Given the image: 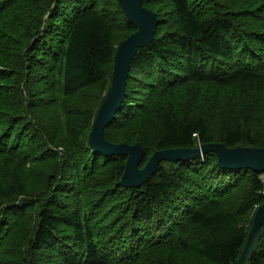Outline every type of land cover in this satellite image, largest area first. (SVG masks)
Wrapping results in <instances>:
<instances>
[{"label": "trees", "instance_id": "1", "mask_svg": "<svg viewBox=\"0 0 264 264\" xmlns=\"http://www.w3.org/2000/svg\"><path fill=\"white\" fill-rule=\"evenodd\" d=\"M166 1L173 9L172 16L178 29L168 32L170 22L155 12L159 18L155 41L140 49L134 59L125 102L106 128L105 138L115 144H141L145 151L144 166L155 152L165 149L197 148L209 143H223L229 148H264V126L259 118L226 119L220 124L215 138L210 134L205 118L179 119L174 113L165 112L158 122L160 136L152 153L149 140L134 134L135 126L148 116L150 104L162 99L169 88L212 84L223 88L233 86L246 95L264 94V49L258 51L253 45H242L241 49V45L236 44L233 36L236 18L233 15L220 13L201 19L192 0ZM150 2L144 0V6L149 10ZM100 6L98 0H53L52 5L48 0L40 7V12L41 19L47 18L49 23L40 30L34 29L37 37L28 45L30 56L37 52L43 56L40 59L55 60L60 95L80 99L79 95L86 92L84 103L69 122L74 133L87 132L88 136L111 85L118 46L137 31L117 0L118 13L127 28L122 41L116 45L112 23ZM261 9L264 13V0ZM259 19L264 21V15ZM22 23L20 19L19 24ZM19 24L9 21L6 32L19 29ZM262 28L264 30V24ZM256 40L264 46V31ZM31 67L32 62L28 68ZM144 74L149 77L141 79ZM38 94L33 92V96ZM119 128L123 132L121 136L129 142L112 138L110 131ZM107 136H111V140ZM8 138L9 132L0 135V161L9 169L0 182V199L15 202L18 197L26 196L28 175L24 162L13 156L17 146H9ZM86 152L91 160L107 161L108 165L111 160L127 161L124 156L95 152L89 137ZM79 154L69 152L58 158V153H54L55 170L49 180L55 191L39 207L33 233L27 227L28 214L34 206L22 209L21 205L16 215L5 221L21 240L30 241L32 250H51L60 264H143L146 257L153 259L159 250L170 251L172 247L181 248L197 261L238 264L252 228L255 208L264 204V173L222 169L216 155L208 154L185 162H162L149 181L140 188L130 189L119 185L126 161L123 165H114L113 171L120 177L114 190L125 194L130 191V210L136 221L135 233L128 236L127 245L119 239H103L92 223L94 211L88 206L87 191L80 184ZM163 164H169V168L165 170ZM69 168L77 170L73 179L67 177ZM238 188L245 189L246 193L239 208L233 211L229 197ZM250 212L254 215L249 226H239L240 218ZM191 225L206 233L200 244L192 245L180 235ZM62 227L68 235L59 231ZM1 248L2 245L0 253ZM166 256L168 262L160 261L159 264H178L176 254L167 253ZM249 264H264V222L261 241Z\"/></svg>", "mask_w": 264, "mask_h": 264}, {"label": "rangeland", "instance_id": "2", "mask_svg": "<svg viewBox=\"0 0 264 264\" xmlns=\"http://www.w3.org/2000/svg\"><path fill=\"white\" fill-rule=\"evenodd\" d=\"M47 1L0 0V135L9 132V146H17L13 156L24 162L28 175L25 197H18L15 202L0 199V264H60L53 251L35 252L31 249L30 241L21 240L12 226L5 224V221L16 215L21 205L22 209L34 206V210L28 214L27 230L31 233L35 231L38 209L41 204L47 202L48 195H53L55 191L49 179L54 174L56 152L58 158H62L64 153H80L77 157L81 171L80 184H83V190L87 191L88 206L94 211L92 223L103 235L101 237L105 240L119 239L127 243L128 236L135 233L136 221L130 210V191L125 194L114 190L120 179L113 171L114 165H123L126 160H111L109 165L107 161L91 160L90 154L86 152L88 133H74L69 122L84 103L86 92L79 95L80 99L60 95V83L54 70L55 60L40 59L43 56L37 52L30 56L28 51L29 41L37 37V30L34 29L40 30L49 23L47 18L41 19L40 12V7ZM50 1L52 5L53 0ZM98 1L100 9L112 23L115 43L118 45L127 26L118 13L117 0ZM150 1L149 8L170 22L168 32H175L178 26L172 16L173 9L170 4L166 0ZM14 2L19 4L14 5ZM67 4L70 2L67 1ZM192 5L196 7L201 19H208L220 13L233 15L236 18V28L233 32L236 44L241 45V49L242 45H253L258 51L264 49L256 40L257 35L264 31V21L259 19L264 15L262 9L260 10L262 0H192ZM21 7L27 10H19ZM20 19L22 25L19 24ZM9 21L17 22L19 29H11V32L7 33L6 24ZM38 23L41 25L38 26ZM31 62L32 67L28 68ZM145 76L149 77L144 74L140 78L145 79ZM169 89L162 99L154 105L150 104L152 108L148 116L135 126L134 134L149 140L151 153L155 150L160 136L158 122L165 112L174 113L179 119L205 118L210 127V134L215 138L218 136L220 124L229 118H259L264 126V94L246 95L233 86L223 88L212 84H186ZM35 91L39 93L37 97L33 96ZM34 122L35 125L32 124ZM120 131L121 128L111 130L110 135L115 141L129 142V139L121 136L123 132ZM111 136L107 138L111 140ZM163 168L168 169L169 164H163ZM8 171L1 160L0 182L8 175ZM66 174L73 179L77 170L69 168ZM245 193V189L241 188L233 191L229 197L233 211L239 208ZM258 208L256 207L255 211ZM253 212L240 218L239 226L248 227ZM59 231L64 236L69 234L63 227ZM180 235L190 244L197 245L202 242L206 233L203 229L191 225ZM171 249L159 250L155 258L146 257L143 264H159L160 261L167 263V253L176 254L178 264H210L194 260L181 248Z\"/></svg>", "mask_w": 264, "mask_h": 264}, {"label": "water", "instance_id": "3", "mask_svg": "<svg viewBox=\"0 0 264 264\" xmlns=\"http://www.w3.org/2000/svg\"><path fill=\"white\" fill-rule=\"evenodd\" d=\"M120 7L137 31L124 40L117 49L111 85L105 95L89 136L91 148L106 156L127 157L125 170L119 185L124 188H140L158 171L162 162H185L216 155L218 166L227 170H252L264 173V148H229L223 143H209L197 148L165 149L155 152L144 168L141 165L145 151L141 144H115L105 138V130L114 121L127 96V83L131 68L140 49L153 43L159 27L158 15L144 6V0H118ZM264 204L254 216L252 228L241 252L238 264H249L262 237Z\"/></svg>", "mask_w": 264, "mask_h": 264}]
</instances>
